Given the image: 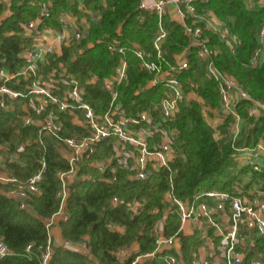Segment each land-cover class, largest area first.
<instances>
[{
	"label": "trees",
	"instance_id": "1",
	"mask_svg": "<svg viewBox=\"0 0 264 264\" xmlns=\"http://www.w3.org/2000/svg\"><path fill=\"white\" fill-rule=\"evenodd\" d=\"M139 1L11 0L8 6L0 3V16L6 11L0 20V67L16 71L23 66L22 51L32 45L35 35L45 27L63 30V16L75 17L78 22L84 18L86 28L78 22L75 24L84 36L68 45L63 44L60 55H48L41 71L50 72L62 64L79 81L84 101L98 113H103L110 101L103 81L113 74L114 67L123 57L127 62L128 78L117 86L118 104L125 116L135 117L141 111H149L158 119L159 112L153 107L165 96V88L161 82L149 85L154 75L141 66L140 59L133 52L138 46L154 59L152 39L158 18L154 12L141 9ZM42 2L48 8L44 17L39 16ZM196 7L198 12H211L228 33L240 41L231 49L218 32L203 28V36L213 49L212 58L216 67L234 77L252 99L264 105V61H257L254 65L250 62L254 52L262 47L264 7L258 8L248 0H199ZM31 20H39L37 28L27 33L25 26ZM163 22L168 30L163 43L167 60L173 63L180 54L188 58L189 67L176 72L175 76L182 82L185 94L194 93L201 100L185 98L173 120L164 124L165 128H173L176 132V155L169 168L150 169L142 180L131 178L129 171L118 167L114 173L110 168L97 172L91 163L112 158V138L101 140L90 157H82L78 161V178L70 184L66 198L67 219L60 220L59 227L65 240L76 245L84 243L87 251L49 244L48 241L44 220L55 213L60 204V181L56 173L69 168L68 161L58 150V141L48 137L39 143L37 128L23 124L22 106L29 101L28 97L16 99L13 107L8 109L0 108V144H9L10 151H16L19 157V161L6 163L8 174L24 181L41 168L42 160L45 162L38 182L40 191L27 201V208H21L18 201L5 193L11 184L0 182V239L9 249V253L0 258V264H42L48 245L50 254L47 264H117L116 252L135 242L138 250L121 263L130 264L138 256L154 252L135 264H165L164 256L172 250L155 251L153 227L165 211L164 235L176 233L179 226L177 212L174 206L172 211L168 210L165 194L171 190L174 197L186 200L206 190L232 192L238 187L244 170L236 172L230 154L234 147L252 146L264 140V112L250 115L248 107L251 102L239 100L235 105L243 121L239 133L235 137L228 133L233 117L227 114L219 126L221 136L216 137L215 130L205 119L203 107L221 105L218 84L208 76L205 62L197 57L196 47L183 34L182 24L168 13L163 16ZM200 25L203 26L202 23ZM109 45L123 47L124 52L111 51ZM92 77L94 81L88 82ZM7 85L25 90L26 81H12ZM62 118L65 120V135H72L74 125L67 115ZM20 147L22 149L17 151ZM115 165L114 159L111 166ZM113 175L116 176L114 181L103 180ZM259 175L258 172L253 173L254 177ZM113 196L137 201L142 204L141 210L132 214L125 204L112 205ZM177 235L184 261L190 264L203 243L200 233ZM258 248H264V239L259 242ZM252 254L250 252L248 257Z\"/></svg>",
	"mask_w": 264,
	"mask_h": 264
},
{
	"label": "built area",
	"instance_id": "2",
	"mask_svg": "<svg viewBox=\"0 0 264 264\" xmlns=\"http://www.w3.org/2000/svg\"><path fill=\"white\" fill-rule=\"evenodd\" d=\"M8 1L0 0V3L8 6L11 0ZM198 1H139L141 9L154 12L158 18L157 29L152 39L154 59L138 46L133 50L140 59L141 66L154 75L149 82L153 84L161 82L165 88V96L153 107L159 112L158 119H155L149 111H141L135 117L125 116L118 104L117 86L128 78L127 62L123 57L114 67L113 74L103 81V86L110 96L108 108L103 113H98L92 105L84 101L83 89L79 81L68 73L62 64L52 68L50 72L41 71V65L47 62L48 55L58 56L61 53V50L57 51L53 41H57L61 49L63 44L68 45L84 36L76 29L75 24L66 20V16L62 17L63 30L55 31L45 27L35 35L32 45L21 53L25 61L23 66L16 71L0 67V108L8 109L13 107V101L16 99L28 97L29 101L22 106L23 124L37 128L39 143H43V139L48 137L56 139L59 143L58 149L62 150L60 154L69 164L67 170L56 173L60 181L58 191L60 204L55 213L45 218L47 230L53 225L56 215H60L63 220L67 219L66 198L70 184L78 178V161L82 157H90L101 140L113 139V154L112 158L95 160L91 163L97 172L102 173L110 168L114 173L115 168L118 167L129 171L131 178L142 180L147 177L150 169L169 168V163L176 155L174 147L176 132L173 128H165L164 124L173 120L179 104L185 99L182 82L175 73L189 67V60L184 54L178 55L173 63L167 60L163 43L167 38L168 30L163 22V16L170 10L181 19L183 34L196 47L197 57L205 62L208 76L216 80L221 109L225 115L230 114L235 124L240 122L242 118L235 110V105L241 99L251 102L248 107L250 115L256 116L264 112L262 103L252 99L234 77L223 73L214 64L213 49L208 46L207 38L203 36V28L218 32L231 49L240 41L235 35L229 34L223 23L211 12H198L196 7ZM248 1L258 8L264 7V0ZM47 11V4L42 2L39 16H47ZM3 14L0 20L4 18ZM38 21H29L25 26V32L36 31ZM263 33L264 26L261 30V38ZM49 37L50 41L47 40ZM109 49L119 54L124 52L123 47L116 48L109 45ZM261 50L262 48H259L254 52L250 61L253 65L260 61ZM12 81L16 83L26 81L25 90L9 87L7 83ZM93 81L94 77L88 80V82ZM63 115H67L75 127L72 135H65ZM237 134L238 132H235L232 137ZM21 149L20 147L17 151ZM10 150L9 144H0V182L11 184L5 193L18 201L21 208H27V201L40 191L38 182L45 162L42 160L41 168L36 173L20 181L6 170L7 162L19 161L17 152ZM230 157L233 159L236 172L244 170L242 180L234 191L210 189L186 200L174 197L171 190L165 194L168 210L172 211L174 206L179 219L177 232L169 236L164 235L162 231L167 211L153 227L155 251L172 250L164 256L165 264H187L181 252V243L180 252L175 248L177 242H180L177 233L183 234L187 226L192 227L193 233L195 231L200 233L204 244L217 243L219 250L209 253L202 260L194 254L190 264H264V249L258 248L259 242L264 239V140L261 139L252 146L234 147ZM114 159L116 165L111 166ZM254 172L261 175L254 177ZM115 178L116 176L113 175L112 178L103 180L114 181ZM246 185L248 187H245ZM111 204H125L132 214L138 213L142 206L137 201H128L117 196L111 198ZM75 245L65 239L61 242V246L67 248ZM77 246L87 250L84 243ZM250 252L253 254L248 257ZM8 253L7 245L0 239V258ZM49 254L48 245L43 254L42 264H47ZM153 254L154 252H151L141 257H149ZM137 258L130 264H135Z\"/></svg>",
	"mask_w": 264,
	"mask_h": 264
},
{
	"label": "crops",
	"instance_id": "3",
	"mask_svg": "<svg viewBox=\"0 0 264 264\" xmlns=\"http://www.w3.org/2000/svg\"><path fill=\"white\" fill-rule=\"evenodd\" d=\"M145 1L151 2L153 0H145ZM5 14H6V11H4L3 16ZM168 14L173 20L177 21L178 23L181 22V19L177 15H175L172 12V10H170L168 12ZM66 20L70 23H73V24H76L78 22L75 17L69 16V15H66ZM78 23H80L84 28L87 27V22L84 18H81ZM47 40L50 41L51 38L49 37ZM261 41H262V50H261L262 52L260 55V61H264V33L262 35ZM53 44L56 47L57 51L59 52L61 50L60 44L57 41H53ZM152 84H153L152 82H149V85H152ZM185 98H188V99L189 98H198V100H201L200 97L196 96L194 93L191 96H189V93H186ZM220 106L221 105H219L216 108H210L207 106L203 107L205 119L208 122V124L215 130L214 134L216 137L221 136L219 126L223 123V121L225 120V117H226L225 112L221 109ZM242 126H243L242 120H240V122H238L236 124L234 122H231V124L228 128V133L230 135H233L235 132L239 133ZM58 150L60 151L61 149H58ZM54 220L55 221H54L53 225L51 227H49V229H48V241H49V244L54 243L57 245H61V242L63 241L64 238L61 234V229L59 227V221L63 220V219L61 218L60 215H56ZM115 228L118 230H121V228H118V227H115ZM192 233H193V229L190 226L185 227L183 230L184 235H191ZM203 244L204 243H202V245L200 247H198V249L194 253L195 255H198L199 260L204 259L211 252H218L219 251L218 250V244L215 242L214 243H205L204 245ZM72 248L76 249L78 251H87V250H83L81 247H78L77 245L73 246ZM138 248H139V246L135 242L126 248L119 249L116 252V256L118 257L119 262H123L127 257H129V255L131 253L136 252L138 250ZM175 248L178 252H180V242H177V244L175 245ZM143 258L144 257L139 256L137 258V261L139 259H143Z\"/></svg>",
	"mask_w": 264,
	"mask_h": 264
},
{
	"label": "rangeland",
	"instance_id": "4",
	"mask_svg": "<svg viewBox=\"0 0 264 264\" xmlns=\"http://www.w3.org/2000/svg\"><path fill=\"white\" fill-rule=\"evenodd\" d=\"M262 48V47H261ZM193 93H189V96H191Z\"/></svg>",
	"mask_w": 264,
	"mask_h": 264
}]
</instances>
